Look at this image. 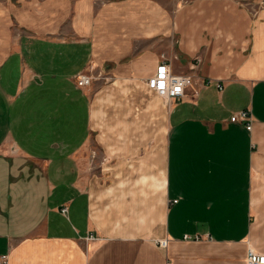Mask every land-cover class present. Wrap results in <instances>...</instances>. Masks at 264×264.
I'll return each mask as SVG.
<instances>
[{
  "label": "crops",
  "instance_id": "0c3cea01",
  "mask_svg": "<svg viewBox=\"0 0 264 264\" xmlns=\"http://www.w3.org/2000/svg\"><path fill=\"white\" fill-rule=\"evenodd\" d=\"M162 61L197 93L164 101L146 83ZM249 248L264 0H0V264H247Z\"/></svg>",
  "mask_w": 264,
  "mask_h": 264
},
{
  "label": "built area",
  "instance_id": "2783aa9c",
  "mask_svg": "<svg viewBox=\"0 0 264 264\" xmlns=\"http://www.w3.org/2000/svg\"><path fill=\"white\" fill-rule=\"evenodd\" d=\"M197 58V62H199ZM95 77L89 72H79L75 77V84L80 87H86L92 83ZM147 85L154 89L164 101L169 102L173 98H181L186 95H195L198 91L197 84L190 74H179L170 71L169 64L162 61L158 64L154 74L146 78ZM220 87V84H218ZM231 120H240L247 129L252 126V114L249 109H243L231 115ZM66 211V207L61 208ZM188 238V236H184ZM158 245L165 247L167 245V238L158 240ZM247 264H264V252H260L249 248L246 254Z\"/></svg>",
  "mask_w": 264,
  "mask_h": 264
},
{
  "label": "rangeland",
  "instance_id": "374dc122",
  "mask_svg": "<svg viewBox=\"0 0 264 264\" xmlns=\"http://www.w3.org/2000/svg\"><path fill=\"white\" fill-rule=\"evenodd\" d=\"M16 132V131H15ZM17 134V133H16Z\"/></svg>",
  "mask_w": 264,
  "mask_h": 264
}]
</instances>
